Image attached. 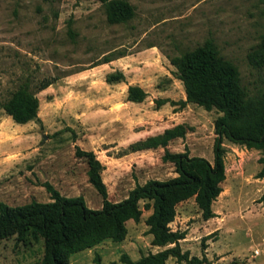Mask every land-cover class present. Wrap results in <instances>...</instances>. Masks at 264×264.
Segmentation results:
<instances>
[{
	"label": "rangeland",
	"instance_id": "obj_1",
	"mask_svg": "<svg viewBox=\"0 0 264 264\" xmlns=\"http://www.w3.org/2000/svg\"><path fill=\"white\" fill-rule=\"evenodd\" d=\"M134 16L109 23L99 0H0V202L17 206L47 202V184L64 196L81 195L99 209L102 198L87 180V164L76 147L91 150L103 165L101 177L112 201L124 199L137 184L176 175L162 160L165 149L213 160L216 109L169 102L155 109L154 99H185L182 81L167 56L180 55L206 40L238 68L251 94L264 90V64L248 53L264 32V0H127ZM124 56L102 63L105 56ZM121 70L125 80L107 83V73ZM56 80L40 91L43 78ZM21 85L36 92L37 118L19 124L1 104ZM128 85L142 87L141 102L126 99ZM183 123V138L166 147L130 151L129 145ZM225 179L213 201L215 215L203 219L191 197L176 205L169 226L185 230L179 240L189 257L203 264H264V177L259 151L223 139ZM139 205L138 221H126L120 242L105 239L74 253L69 264H124L168 246L151 244ZM43 240L28 234L0 239V264H35ZM165 264H192L170 256Z\"/></svg>",
	"mask_w": 264,
	"mask_h": 264
},
{
	"label": "trees",
	"instance_id": "obj_2",
	"mask_svg": "<svg viewBox=\"0 0 264 264\" xmlns=\"http://www.w3.org/2000/svg\"><path fill=\"white\" fill-rule=\"evenodd\" d=\"M105 4L109 23H121L134 16V8L127 0H99ZM119 52L114 57L105 56L102 63L124 56ZM182 81L185 99L174 101L166 97L154 99L155 109L169 102L184 107L195 103L206 110L216 109L214 120L213 160L201 156H189L185 151L164 150L162 160L174 165L175 176L166 180L150 179L132 188L127 196L116 202L107 198V189L101 177L103 165L91 150L76 147L75 156L87 164V180L102 198L99 209L89 208L81 195L64 196L52 185L47 184L51 200L31 201L9 206L0 202V239L16 236L24 242L30 234L33 239L43 240V254L35 264H69L70 257L110 239L120 242L127 229L126 221H138L144 209L150 210L145 218L151 235V244L168 246L155 253H148L138 260L123 257L124 264H165L172 256L192 264H203L204 258L189 257L182 251L179 240L185 230H172L169 226L176 215V205L191 197L200 209L203 219L215 215L211 206L221 193L225 179L223 139L259 151L260 164L256 178L264 177V90L251 94L241 83L238 68L221 56L210 39L180 55L167 56ZM255 66L264 64V32L255 48L248 53ZM56 77L43 78L37 85L40 91L51 85ZM107 83L125 80L121 70L107 73ZM27 85H21L1 104L4 112L14 122L27 123L37 118L39 100ZM147 92L138 85H128L126 99L141 102ZM187 127L183 123L165 128L161 133L149 135L129 145L130 151L166 147L175 138H183ZM101 264V263H97Z\"/></svg>",
	"mask_w": 264,
	"mask_h": 264
}]
</instances>
